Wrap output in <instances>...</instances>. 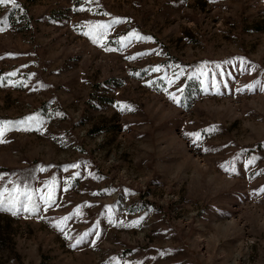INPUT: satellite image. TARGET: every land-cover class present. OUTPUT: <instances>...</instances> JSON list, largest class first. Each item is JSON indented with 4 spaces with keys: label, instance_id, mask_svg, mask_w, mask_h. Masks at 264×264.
Returning <instances> with one entry per match:
<instances>
[{
    "label": "rangeland",
    "instance_id": "rangeland-1",
    "mask_svg": "<svg viewBox=\"0 0 264 264\" xmlns=\"http://www.w3.org/2000/svg\"><path fill=\"white\" fill-rule=\"evenodd\" d=\"M16 3L0 264H264V0Z\"/></svg>",
    "mask_w": 264,
    "mask_h": 264
},
{
    "label": "snow or ice",
    "instance_id": "snow-or-ice-1",
    "mask_svg": "<svg viewBox=\"0 0 264 264\" xmlns=\"http://www.w3.org/2000/svg\"><path fill=\"white\" fill-rule=\"evenodd\" d=\"M5 4H10L12 7H18L16 0H0V5ZM201 75H203V73H201ZM172 99L176 100V97H172ZM176 102L180 103L178 100H176ZM29 119L33 118L30 117ZM6 128V122L0 123V142H3L2 137ZM196 139H199V134H196ZM5 193H7L8 199L7 211H10L13 215H16L20 211L21 206H23V210L25 212H35L37 210L36 205L32 203V196L27 192L26 189L21 191L19 186L14 187L11 192H8L7 189H5L3 192H0V209L4 207L3 197L5 196ZM77 243H79V241H77Z\"/></svg>",
    "mask_w": 264,
    "mask_h": 264
}]
</instances>
